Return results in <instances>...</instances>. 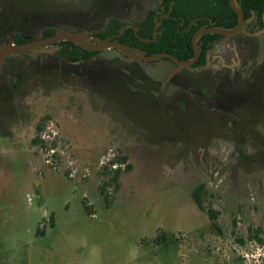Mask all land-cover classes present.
<instances>
[{
	"label": "rangeland",
	"instance_id": "1",
	"mask_svg": "<svg viewBox=\"0 0 264 264\" xmlns=\"http://www.w3.org/2000/svg\"><path fill=\"white\" fill-rule=\"evenodd\" d=\"M20 1L51 11L58 32L95 34L111 17L137 19L160 2L124 0L123 17L109 11L94 23L87 10L103 14L110 0ZM236 40L241 56L224 39L210 65L223 57L230 71L244 61L238 72L259 71L264 30ZM87 63L32 59L15 85L14 76L0 82V264H264V95L228 120L220 108L246 98L215 96L218 110L182 101L194 95L166 82L174 67L165 60L108 52ZM198 186L218 230L192 199Z\"/></svg>",
	"mask_w": 264,
	"mask_h": 264
},
{
	"label": "trees",
	"instance_id": "2",
	"mask_svg": "<svg viewBox=\"0 0 264 264\" xmlns=\"http://www.w3.org/2000/svg\"><path fill=\"white\" fill-rule=\"evenodd\" d=\"M125 2L126 1L124 0H110L103 14L100 13L101 11L98 10L100 7L97 6L98 8L93 7L87 10L85 16H94L92 21L94 23H97L98 20L103 21V18L108 15L109 11L118 13L121 15V17H123V4ZM172 3L173 5L171 15L168 19L163 20L162 25L157 32V39L154 42L150 41L153 39V31L155 23L157 22L155 10L148 11V13L144 14V16H140L138 13L137 17H139L137 19L126 18L124 20V18L120 17H111L110 21L105 27V30L96 35L100 39H106L112 35H116L123 25L133 24L138 30V33L136 34L131 28L126 29L117 39V41L130 48L141 50L146 55L168 52L180 60H187L193 55L191 45L192 37L194 33L203 25L207 24L209 21H212L215 27L231 29L237 24V15L230 8L229 0H163V7H165L166 11H168L169 6ZM236 3L245 18H249L253 13L256 17L255 23L258 25V28H264V0H236ZM50 13L51 11L43 13H40L39 10L28 11L22 7L20 0H0V44H22L29 41L27 37H30V40L36 39L35 35L37 34L40 35L39 39H45L54 35L58 32V30H60L61 27L58 25L56 20L57 17L54 16L53 13ZM70 19L74 20V18ZM74 23H76V21H74ZM190 23L192 24L190 25ZM69 24L72 23L69 22ZM185 29L188 30L185 31ZM219 37V35H207L199 39L198 45L201 49V63L204 62L207 43L212 42ZM246 40L256 41V38H247ZM57 46L58 50L53 55L46 53H26L7 57L3 63V68L0 73V82L2 80L9 82L11 77L14 76L12 77L13 82H11V85H15L18 79L22 77L20 69L25 67L28 68V64L32 62V59L41 60L49 58L50 61L51 58H54L70 65L82 63L88 64L87 62L93 57L109 52L84 51L80 47L69 42H62L57 44ZM114 53L120 55V53ZM123 58L125 57L123 56ZM262 59V67H259V71L254 69L248 72L241 71L235 74V100H241L245 98L247 100L235 101V105L231 108H220L219 106L222 103L221 101H212V106L217 110L220 108L224 115L227 114L230 115V117L234 116L239 109L242 112L247 109L250 110L249 106H251L253 101H248V99L258 95L259 97H263L264 95V55ZM119 60H116V62L119 63L121 67H125L126 65H124V63L120 62ZM116 62L114 61L113 63ZM100 64L104 63L101 62ZM94 65L97 64L92 62V69ZM244 66H247L246 61L241 64L242 69H244ZM243 73H246V75ZM215 96H217L216 91L213 97ZM256 102L258 103V101ZM259 109L264 113V101L263 107ZM42 131L43 127L38 125L36 127V140L34 141H38L40 145L44 144L39 140L38 137ZM125 160L126 159H122L121 161L124 162ZM119 173V171H115L112 179L116 180L119 176ZM101 193H103V191ZM203 193L204 189L202 186L196 187L192 191V199L198 209L207 215L211 226L218 230L216 223L217 213L214 212L210 207L205 208L202 200ZM259 234L260 229H255L253 231V236L258 241L259 239L257 237ZM159 237L162 239V241H166L168 239L165 233H160Z\"/></svg>",
	"mask_w": 264,
	"mask_h": 264
},
{
	"label": "flooded vegetation",
	"instance_id": "3",
	"mask_svg": "<svg viewBox=\"0 0 264 264\" xmlns=\"http://www.w3.org/2000/svg\"><path fill=\"white\" fill-rule=\"evenodd\" d=\"M155 1V0H154ZM172 4H170L168 11H166L165 7H163V0H160L157 9H151V10H155V17L157 19V22L155 23L158 24L161 21V25L163 20L168 19L171 15L172 12ZM230 5V4H229ZM231 8V7H230ZM234 11V10H233ZM235 12V11H234ZM243 14V13H242ZM168 15V18H165L164 16ZM244 16V15H243ZM264 17V15H263ZM256 17L255 15L252 13V15L249 18H245L244 17V24H243V28L242 31L240 33H238L237 35L234 36H223V35H219V34H213V35H219L220 37L213 40L212 42H208L207 43V49L204 55V62L201 63V49L198 45L199 39L203 36H207V35H211V34H207V35H203L201 36L198 41H197V49L199 51V55L198 58L195 60L194 63H192L190 66H186V67H181L174 75L172 78H170V82L171 85L174 84L173 87H175L176 89H181V87L185 86L186 90L191 91L190 94L194 95V99H192L190 96L188 99L182 100V101H202V102H208V104H210V102L212 101H217L216 97H213L215 94V91L217 93V96H220V100H222V98L224 97H228L227 95H234L235 93V74L238 73L239 70L242 69L241 64L237 66V68L235 69V71H230L229 67L225 64V60L223 57H216L218 59V61L220 62V65L215 69L214 66L210 65V57H209V52L210 50H212L213 46L215 45L216 42H219L221 40L224 39H230L232 40V47L234 48L235 51V47L237 48V51L239 52V55L241 56V49H240V44H238L239 42L236 40L238 39H243L246 40L247 38H256V35L263 31L264 28L259 29L258 25H256L255 23ZM237 21H238V17H237ZM193 23V22H192ZM190 23V25L192 24ZM125 25H133V24H125ZM160 25V27H161ZM189 25V26H190ZM237 25V24H236ZM235 25V26H236ZM124 26V25H123ZM122 26V27H123ZM134 26V25H133ZM188 26V27H189ZM215 27L213 25L212 21H209L207 24L203 25L202 27ZM235 26L231 29H234ZM135 27V26H134ZM159 27V28H160ZM201 27V28H202ZM136 28V27H135ZM158 28V30H159ZM219 28V27H216ZM121 29V28H120ZM130 29V28H129ZM132 29V28H131ZM223 29V28H220ZM231 29H226V30H231ZM157 30V32H158ZM188 29H185V31H187ZM125 31V30H124ZM198 31V30H197ZM196 31V32H197ZM78 32V31H77ZM85 32V31H84ZM92 32V31H91ZM135 32V31H134ZM154 32V31H153ZM195 32V33H196ZM138 33V32H137ZM194 33V34H195ZM118 34V33H117ZM116 34V35H117ZM94 35L97 37V35L94 33ZM114 36V35H112ZM111 37V36H110ZM247 37V38H245ZM98 38V37H97ZM109 38V37H108ZM193 38V37H192ZM100 39V38H98ZM107 39V38H106ZM35 40V39H34ZM238 42V43H235ZM191 45H192V51H193V55L190 59L187 60H180L178 58H176L174 55H172L171 53L168 52H162V53H167L169 55L174 56L177 60L182 61V62H186V61H191L194 59L195 57V52H194V48H193V44H192V40H191ZM229 48V47H227ZM103 52V51H102ZM109 52H116V51H109ZM55 53V52H54ZM118 53V52H117ZM31 54V53H30ZM160 54V53H157ZM122 55V54H121ZM146 55V54H145ZM155 55V54H154ZM146 56H150V55H146ZM126 58V57H125ZM214 58V57H213ZM127 59V58H126ZM215 59V58H214ZM128 60V59H127ZM161 60H165L167 62H169V65L173 66L174 69L172 70V72H174L177 68V65L170 59L168 58H163ZM160 61V60H158ZM132 62V61H131ZM156 62V61H155ZM139 63H147V62H139ZM153 63V62H151ZM240 63V62H239ZM169 67V66H168ZM196 70V73H190V71ZM2 71V70H1ZM171 72V73H172ZM1 73V72H0ZM170 73V74H171ZM169 74V75H170ZM168 75V77H169ZM201 76L202 80L199 79H195L197 77ZM148 79V77H146ZM206 80V81H205ZM167 82V83H168ZM222 87L220 89V87ZM156 88V83H155V87L151 88V92L153 94V97H151V101H159L158 98H155V93H154V89ZM203 88V89H202ZM202 90H205V93H203ZM201 94V95H200ZM198 98H197V97ZM158 103V102H157ZM207 105V104H206ZM187 107L184 105V108ZM232 116V115H231ZM235 116V115H234ZM225 117L229 120L230 115H225ZM235 119V118H234ZM233 121V120H232Z\"/></svg>",
	"mask_w": 264,
	"mask_h": 264
},
{
	"label": "water",
	"instance_id": "4",
	"mask_svg": "<svg viewBox=\"0 0 264 264\" xmlns=\"http://www.w3.org/2000/svg\"><path fill=\"white\" fill-rule=\"evenodd\" d=\"M229 4L232 10L235 11L238 21L237 25L234 29L226 30L220 29L216 27H202L200 28L192 38V44L195 52V57L191 61L182 62L177 60L174 56L169 55L167 53H160L155 55L146 56L145 53L136 48H130L121 42L117 41V39L123 34L124 30L132 28L137 34L138 30L133 25H124L121 27L117 35L111 36L107 39H98L93 32L85 31V32H72V31H60L55 33L54 35L45 38V39H35L30 40V37H27L28 42L22 44H14V43H2L0 44V72L3 68V63L7 57L22 55L26 53L31 54H52L58 50L57 44L62 42L72 43L84 51L89 52H102V51H116L126 57L129 61L132 62H155L161 60L163 58H168L172 60L177 68L174 72H172L166 82L169 81L170 78L181 68L190 66L195 60L198 58L199 51L197 49V41L198 39L207 34H219L223 36H234L242 31L244 24V16L238 7L236 0H229ZM168 18V15L164 16ZM162 21V20H161ZM160 23L156 24L153 32V39L150 42H154L157 39L158 33L157 30L161 25Z\"/></svg>",
	"mask_w": 264,
	"mask_h": 264
},
{
	"label": "built area",
	"instance_id": "5",
	"mask_svg": "<svg viewBox=\"0 0 264 264\" xmlns=\"http://www.w3.org/2000/svg\"><path fill=\"white\" fill-rule=\"evenodd\" d=\"M51 152H53V151H51ZM108 153H109V156H114V153H113V151L110 149L109 151H108ZM106 162H108V160L106 161ZM106 162H102V164H105V166H106ZM110 169H112V170H117V168L119 169V168H122V169H124L125 168V165L124 164H117V163H114V162H111L110 163Z\"/></svg>",
	"mask_w": 264,
	"mask_h": 264
}]
</instances>
